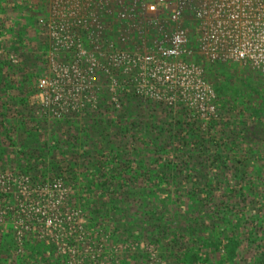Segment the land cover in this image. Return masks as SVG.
Returning <instances> with one entry per match:
<instances>
[{"label":"rangeland","instance_id":"rangeland-1","mask_svg":"<svg viewBox=\"0 0 264 264\" xmlns=\"http://www.w3.org/2000/svg\"><path fill=\"white\" fill-rule=\"evenodd\" d=\"M143 1L145 0H93V2L90 0H0L2 4L0 6V59L5 60L7 64L4 70L1 69L0 78L4 82L8 81L7 78L11 77L14 70L11 68L17 67L24 70V75L31 74L33 79H26L29 81V85L14 92L20 106H17L19 108L16 116L11 117L6 126L7 135L9 134L7 142L0 143V250L3 252L2 258H7L13 252L19 256L23 255L26 261L35 260V263L29 261L30 264H43L45 259L51 264H119L122 259L128 260L131 256L141 255L143 264H172L173 261L167 262L160 247L152 242L137 238L121 239V241L115 242L111 233L104 224L99 222L97 217L93 218L80 205L73 203L71 196L73 193H77L79 188L75 187L73 182H70V185L65 184L63 178L59 177H67L66 173L71 170L70 167L74 164L70 162L72 145L78 146V152L85 146L93 149L95 154L106 152L108 148L115 150L116 153L121 150L126 155L129 154V156L138 159V162L143 157L141 162L145 165L151 164L156 158L154 153H156L159 144L164 145L171 156L167 155L164 160L158 162L171 164L184 161V168L189 169L186 170V174L193 176V182H198L199 177L205 174L208 165L200 152L203 151L205 155L210 154L211 156H214V153L209 149L205 151L206 148L200 141L194 143L177 141V137L180 135L177 120L182 119L179 118L181 117L179 114L186 112L188 120L196 122L198 132L196 134H200L199 136L206 133L211 122L219 123L226 119L227 128L230 130L229 134L233 138L231 142H225L227 148L234 146L237 151L246 148L250 142L242 143L240 139L242 135L251 137L252 131L256 138L255 142L260 138L264 140V113L262 111L264 101L258 99L257 103L260 104L257 109L261 113H254L255 119L250 117V111L256 107L247 110L246 114L241 112V109L236 110L231 118H225L224 115H221L223 101L220 96V101L215 102V114L206 121L198 119L195 115L192 116V111L185 109L182 103H177L175 107L171 108L164 103L156 104L141 99L144 103L156 104V107L153 112L145 105L140 108H129V113L133 117H137L136 124L140 126L135 136L129 135L131 139L111 140L109 143L107 137L100 135L96 131L97 127L92 125L89 132L92 131L95 139L102 137L99 141H72L70 136L74 135V131L79 134L77 136H81L82 133L73 126L63 124L65 120L69 118L81 119L86 113L98 111L102 101L104 106L110 108V97L106 93L105 77L98 73L93 86L98 89L95 109L86 108L77 114L68 113L59 116H54L46 110V104L52 97L50 95L57 92L58 89L66 87V79L61 78V71L71 64L69 63L71 52L55 51L54 42L49 36L48 23L57 25L61 22L70 30L73 28L81 31L80 28L84 27L86 30L82 29L81 32L107 37L117 43L120 49L129 53H146L164 28L155 29L152 26V18L144 14L141 9ZM166 1H170L180 8L183 19H185V23L187 22L185 25L188 27L190 36L196 39L198 31L193 25L192 16L199 1L203 0H191V4L187 6L182 4V0ZM88 13L93 15L94 22L85 20ZM41 21L46 22L47 25ZM79 21L87 26L79 27ZM121 39H124L123 43H120ZM191 49L194 53L192 59L194 57L201 58L202 61L213 64L195 52L194 43L191 45ZM91 52L89 51V53ZM22 62H32V70L23 69ZM102 62L103 60H100V63ZM214 64L232 65L237 68L239 73H242L239 69H248L260 78L262 82V85L259 84L260 90L264 91L263 79L249 66L229 61L214 62ZM202 69L205 79L212 87L217 99V92L214 90L211 80L224 85L225 77L219 71V75L212 78L204 68ZM237 76L228 78V82L233 84L238 80ZM42 79L52 82L49 90L44 91L49 92L48 96L38 88V82ZM244 83L245 81L241 83L243 85L240 84L239 89L244 86L247 91L246 88L250 87ZM123 95L124 93L121 94L122 99ZM45 99H49L48 102ZM224 99L226 100V98ZM255 106L257 105L255 104ZM229 107L227 106V108ZM166 122H171L172 125L167 128ZM150 124L153 126L150 127ZM254 124L261 131L258 132V128L253 130ZM93 127L96 130H93ZM165 129L166 132H163V135L158 132L159 130L165 131ZM184 133L182 134L187 136ZM31 143L33 145L29 147ZM78 143H82V145L80 146ZM43 145L46 146L44 153L39 151ZM224 152L228 153L231 158H240L241 154V152L235 153V151L227 149H224ZM124 153L123 155L126 156ZM187 154H190L189 158L186 157ZM250 154H260V159L255 160L254 156L250 160ZM246 158L248 163L242 160L245 159L244 157L239 159L242 160L243 166L250 168L256 164V167L262 168L260 173L264 178V145L250 146V152H247ZM84 163L86 164V161ZM241 167L242 165L238 166L234 163L225 164V166L217 168L214 174H217L216 179L222 178L224 175L230 179L232 173L237 174V169L241 171ZM247 174L249 176L250 171ZM54 180H60L62 183V199L60 193L62 191L55 193L47 191L46 193L43 189H39L42 184ZM233 184L237 183L233 182ZM222 186L221 188H223ZM78 195L80 196L81 193L78 192ZM56 202L58 203L55 204ZM256 206L254 210H256ZM47 219L52 222L50 227H46ZM131 222L136 223L137 221ZM15 228L22 231L20 241L15 237ZM6 250L10 252L4 255Z\"/></svg>","mask_w":264,"mask_h":264},{"label":"trees","instance_id":"trees-1","mask_svg":"<svg viewBox=\"0 0 264 264\" xmlns=\"http://www.w3.org/2000/svg\"><path fill=\"white\" fill-rule=\"evenodd\" d=\"M193 60L212 78L218 76L219 71L224 75V85L211 80L217 92L216 103L222 96L221 115L231 118L236 110L241 109V112L246 114L247 110L255 107L250 111V117L255 119L254 113H261L257 109L260 104L257 101L258 99L264 101V91L260 90L259 84L262 85V82L255 73L246 68L239 69L242 71L239 73L232 65L211 64L202 61L201 58L194 57ZM22 64L23 69L32 70V62H22ZM5 66L7 67L5 60L0 59V71L4 70ZM11 69L14 70L11 77L7 78L8 81L4 82L0 78L1 144L7 142L9 134L7 135L6 126L9 119L16 116L19 108L17 106H20L14 92L28 86L27 80H33L32 75H24V70H20L21 68ZM18 72L22 73L18 74ZM235 76L238 77L236 82L233 84L228 82V78ZM244 81L250 87L246 88L247 91L244 86L239 89ZM19 102L21 103V100ZM120 102V109L117 111L104 106L102 101L98 111L84 114L83 119L65 120L63 124L73 126L82 133L81 136H77L79 134L74 131V135L70 136L72 141H99L102 137L95 139L92 131L89 132L92 125L97 127V130L94 127L93 130L98 131L102 136L105 135L109 143L111 140L121 141L130 138L129 135L135 136L140 126L136 124L137 117L129 113V108H140L145 105L153 112L156 107V104L144 103L143 100L129 93H125L123 99L120 98ZM262 111L264 113V109ZM185 113L179 114L181 115L179 118L182 119L177 120L180 128L177 141L181 143L200 141L204 144L205 151L209 149L214 153V156H211L205 155L203 151L200 152L208 165L205 174L199 177L198 182H193V176L186 174V170L189 169L184 168V161L171 164L158 162L164 160L167 155L171 156L164 145L159 144L154 153L156 158L149 165L141 162L143 157L138 162V159L126 155L121 150L116 153L115 150L108 148L106 152L95 154V151L89 147L84 146L78 152V146L72 145L70 162L74 164L72 163L71 170L66 173L67 177L59 176L63 178L65 184L70 185L69 183L73 182V185L79 188L78 192L81 195L79 196L78 192L73 193L71 200L93 218L97 217L111 233L115 242L128 238L152 242L160 247L167 262L173 261L172 264H264V178L260 173L262 168L256 167V164L248 168L241 163L242 160L248 163L246 154L250 152V146H262L264 140L260 138L255 142L256 138L252 131L251 137L242 135L240 139L242 143L250 142L246 148L238 151L234 146L227 148L225 142H231L233 138L229 134L226 119L219 123L211 122L206 133L199 136L200 134H196L198 133L196 122L189 121ZM166 123L167 128L172 125L171 122ZM252 128L261 131L256 124ZM158 132L163 135L166 129ZM184 132L187 136L182 134ZM32 145L31 143L29 147ZM78 145L81 146L82 143ZM45 149L46 146L43 145L39 151L44 153ZM224 149L235 153L241 152L239 157L245 159L231 158ZM252 154L250 160L254 156L255 160L260 159V154ZM189 155L187 154L186 157L189 158ZM229 163L242 165L241 171L237 169V174L232 173L230 179L226 175L216 179L217 174L214 173L217 168ZM248 171H250L249 176ZM255 205H257L256 210H254ZM183 222L185 223L182 224ZM9 252L6 250L4 255ZM2 253L0 250V264L35 263V260L26 261L23 255L19 256L13 252L7 258H2ZM141 260L143 256L136 255L128 260L122 259L119 264H143ZM43 264L51 263L45 259Z\"/></svg>","mask_w":264,"mask_h":264},{"label":"built area","instance_id":"built-area-1","mask_svg":"<svg viewBox=\"0 0 264 264\" xmlns=\"http://www.w3.org/2000/svg\"><path fill=\"white\" fill-rule=\"evenodd\" d=\"M182 4L187 6L191 0H182ZM141 9L152 18L155 29L164 28L146 53H129L107 37L81 32L86 30L84 27L79 31L70 30L61 22L48 23L55 51L71 52V64L61 71L66 87L53 92L50 102L46 97L48 112L59 116L95 109L98 89L93 86L96 75L101 73L114 110L120 109L121 94L131 93L135 98L164 103L171 108L182 103L193 112L192 116L206 121L215 114L216 97L202 67L192 59L193 43L195 52L204 59L212 63L229 61L247 65L264 81V0L199 1L192 16L198 31L196 39L190 36L180 8L170 1L145 0ZM85 20L94 22L95 18L88 13ZM82 25L86 24L79 21L78 26ZM123 42L121 39L120 43ZM51 83L42 79L38 88L44 92ZM44 93L49 95L48 91ZM61 184L60 180H54L39 189L46 193L62 191V199ZM47 220L45 225L50 227L52 222ZM15 231L20 241L22 231L18 228Z\"/></svg>","mask_w":264,"mask_h":264}]
</instances>
